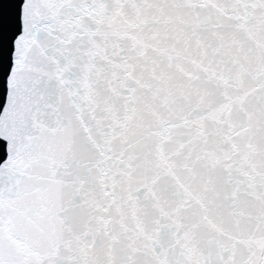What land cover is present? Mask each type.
I'll return each mask as SVG.
<instances>
[{
	"label": "snow or ice",
	"instance_id": "1",
	"mask_svg": "<svg viewBox=\"0 0 264 264\" xmlns=\"http://www.w3.org/2000/svg\"><path fill=\"white\" fill-rule=\"evenodd\" d=\"M0 112V264H264V0H23Z\"/></svg>",
	"mask_w": 264,
	"mask_h": 264
}]
</instances>
